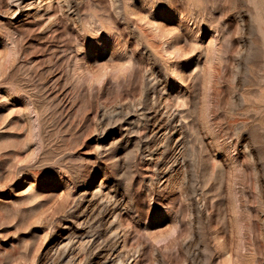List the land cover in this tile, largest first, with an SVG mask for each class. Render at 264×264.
Instances as JSON below:
<instances>
[{"label": "rangeland", "instance_id": "1", "mask_svg": "<svg viewBox=\"0 0 264 264\" xmlns=\"http://www.w3.org/2000/svg\"><path fill=\"white\" fill-rule=\"evenodd\" d=\"M0 264H264V0H0Z\"/></svg>", "mask_w": 264, "mask_h": 264}]
</instances>
